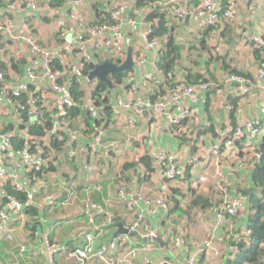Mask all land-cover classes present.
Wrapping results in <instances>:
<instances>
[{
    "label": "crops",
    "instance_id": "obj_1",
    "mask_svg": "<svg viewBox=\"0 0 264 264\" xmlns=\"http://www.w3.org/2000/svg\"><path fill=\"white\" fill-rule=\"evenodd\" d=\"M8 1L0 0V20L8 17L17 33L31 24L41 45L48 49L56 50L61 45L56 36L57 18L64 17L69 24H76L69 18L71 0H35L37 8L25 11L5 9ZM143 1L145 4L139 8L137 19L156 13L152 20L158 25L163 20L165 32L172 36L179 47L175 74L184 82H188L187 78L190 80L191 76L204 74L215 86L200 93L196 102L191 98L185 99L187 105L197 107V112L192 120L178 128L162 127L158 131L156 125L166 121L163 115H136L131 110L122 108L115 111L113 106L132 94L125 83L130 73L137 79L135 95L155 99L163 94L166 87L163 73L157 74L153 81L146 79L155 69V62L159 57L154 50L145 46L143 39L137 37L139 27L127 31L125 44L128 55L123 62L131 53L133 66L125 70L127 73L120 82L115 81L109 73L112 86L106 82L109 89L106 94H102L103 97L101 95V99H105V104L100 103L103 107L101 123L105 128V141L112 150L111 154L109 157L102 156L93 160V164H98V169L88 172L80 169L77 161L70 158L68 143L58 145L55 154L59 163L50 167L45 177L47 184L43 181L42 188L36 195L37 203L29 209L31 211L28 212V217H17L14 221L17 238L12 241L0 239V264H49L44 252L46 239L72 249L82 246L91 233L97 235L95 246L98 247L119 233V225L124 228L136 219L137 212L143 206L140 196L155 200L161 195L166 197L167 207H162L155 214L146 209V219L160 233L165 244L141 240L146 243V250L139 253L135 263L142 264L147 259L161 261L177 256L187 258L189 252L186 248L179 247L175 250L173 247V235L202 243L214 229L211 206L218 195L217 184L221 174L227 175L230 170L236 169L241 183L234 186L235 192L259 194L252 183L253 166L247 169H239L238 166L239 161L252 160L254 153L242 145H238L236 149L222 147L218 153L211 152L210 148L220 143L222 130L258 117L264 105V85L258 79V66L263 61L264 53L257 52L252 41V37L256 36L264 39V0H238L237 15L232 21L221 22L209 28L192 15L184 21L169 17L165 11L168 0ZM132 5L135 8L138 1L132 0ZM96 6L102 11L103 7L105 9L103 0H86L75 4L78 12L88 22H96L99 16ZM93 58L95 62H104L106 55L94 52ZM67 61L76 63L78 59L71 55ZM38 63V57L32 54L28 45L24 42L13 44L5 33L0 32V69L5 71L8 78L20 81L24 79L27 69ZM232 70L248 79L247 93L233 94L232 90L237 85L227 86L224 83L225 74ZM94 80L97 84L101 81L98 78ZM87 119V112H79L73 127H82ZM0 124L9 126L8 118L1 113ZM81 137L78 136L77 139ZM258 139L259 142H264V132ZM81 141L87 142L83 137ZM162 149L175 153L186 162L196 156L204 157L200 164L188 165L185 178L175 180L164 190L156 165L154 170L149 171L145 163L146 159L152 158L154 151ZM85 158L83 156L82 161ZM58 166L62 172L61 177L57 176ZM200 175H206L208 181L192 188L189 179H198ZM119 177L124 180L127 193H131L139 204L133 206L121 201L117 193ZM66 180L74 181L77 186L73 203L57 206L47 204L49 196L56 197L59 202L67 199V190L61 186ZM234 182L237 179L233 178ZM252 188L255 190L251 191ZM254 213L255 210L247 206L241 217L243 226L248 225L249 216ZM22 242L26 246L24 252L21 251ZM223 245L220 246V255L207 254V262L204 264H222L226 261L228 255ZM190 251L191 255L196 254L194 248ZM55 261L56 264H76V260L64 252L57 254Z\"/></svg>",
    "mask_w": 264,
    "mask_h": 264
},
{
    "label": "built area",
    "instance_id": "obj_2",
    "mask_svg": "<svg viewBox=\"0 0 264 264\" xmlns=\"http://www.w3.org/2000/svg\"><path fill=\"white\" fill-rule=\"evenodd\" d=\"M83 1L86 0H71L72 9L69 18L76 24H69L64 17L57 18L56 36L61 45L56 50L41 45L31 24L17 33L8 17L0 20V32L5 33L13 44L24 42L30 47L32 54L39 59V63L28 68L24 79L20 81L8 78L5 71L0 69V113L9 120V126L0 124V239L12 241L17 238L14 221L17 217H28V210L37 203L36 195L42 188L43 181L47 184L45 177L50 167L59 163L55 154V150L58 149L56 144L59 141H67L70 158L77 161L80 169L88 172L98 169V164H93V160L102 156L109 157L112 152L105 141V128L101 123L103 107L93 95L97 83L84 72V61H91L94 65L101 63V60L95 62L93 55L94 52H103L106 60L117 65L123 64L128 55L125 44L126 33L130 29L139 27L136 32L137 37L143 39L145 46L154 50L155 55L159 57L155 62V69L146 76V79L153 81L155 76L160 74L158 63L165 49L166 36L151 38L157 22L150 19L149 14L139 20L136 14L140 10L136 5L135 8L133 7L132 0H103L106 7L105 19L96 24L86 21V17L82 16L75 7L76 3ZM29 8L36 9L37 2L9 0L5 9L25 11ZM165 11L169 17L172 16L180 21L191 15L195 16L209 28L221 22L232 21L237 15L238 0H168ZM252 41L255 47L264 49L263 38L252 37ZM71 55L78 59L76 63L67 61ZM56 62H59L63 68L57 69ZM140 63L142 64V60ZM258 78L264 85V64L258 68ZM125 83L132 94L115 104L113 109L131 110L136 115H163L166 121L156 125L158 131L162 130V127L178 128L192 120L197 107L187 105L185 99L191 98L196 102L200 93L207 92L215 86L209 79L205 83L188 84L175 74L174 87L168 88L165 95L153 99L135 95L138 86L134 74H128ZM224 83L227 86L237 85L232 90L233 94L242 95L248 92V81L242 74L229 71L224 76ZM76 87L84 93L81 103L73 95ZM74 109L85 110L92 123L85 122L80 128L73 127L76 120L72 113ZM48 117L49 124H47ZM34 126L45 127L44 133L33 134L31 128ZM263 132L264 105L258 117L222 130L220 143L214 144L210 150L218 153L222 147L236 149L240 144L246 149L255 150L254 156L259 159L261 153L253 145ZM78 136H82L87 142L81 141L82 137L78 140ZM83 156L86 160L82 161ZM151 156L160 170L164 190L175 180L185 178L188 165L200 164L204 157L196 156L186 162L175 153L163 149L154 151ZM239 162V169H247L253 164L248 160ZM57 169V176L61 177L60 167L58 166ZM233 178L237 179V182L233 183ZM207 181L206 175H200L198 179L190 178L189 184L192 188H197ZM239 183L241 180L238 179L236 169L230 170L227 175H220L218 195L215 206L211 208V212L214 213V229L202 243L173 235V247L175 250L179 247L186 248L189 252L187 258L177 256L161 261L147 259L142 264H202L200 261L207 254L220 255L219 245L251 240L252 227L243 226L241 221L242 214L247 209L248 196L234 190V186ZM61 186L67 190L65 202H59L56 197L49 196L47 204L57 206L73 203L77 188L75 182L66 180ZM120 189L118 186L119 198L130 199L126 202L133 206L138 203L137 199L127 197L125 191ZM13 191L24 193L26 198H18ZM140 197L143 206L137 212L136 219L124 227L128 232L118 233L98 247L95 246L97 235L91 233L87 235L86 242L82 246L72 249L67 248L65 244L46 239L44 252L49 264H56L55 257L60 252L75 259L76 264H136L135 260H138L139 253L146 250V243L134 233L142 237L156 235V230L147 223L146 209L155 214L162 207H167L164 195L155 200ZM192 248L196 251L195 255H191ZM229 249L232 254L239 252L238 247L234 245ZM25 250L26 246L22 242L21 251Z\"/></svg>",
    "mask_w": 264,
    "mask_h": 264
},
{
    "label": "trees",
    "instance_id": "obj_3",
    "mask_svg": "<svg viewBox=\"0 0 264 264\" xmlns=\"http://www.w3.org/2000/svg\"><path fill=\"white\" fill-rule=\"evenodd\" d=\"M137 1H138V6H137L138 8H141L144 6L145 2L143 0H137ZM96 8H97V12L99 11L98 12L99 16L95 22L97 24V22H101L102 20L105 19L106 7H105V9L103 7V11H102V9L100 10L98 6H96ZM155 15H156V13H149V18L152 19L153 17H155ZM106 18H108V17H106ZM159 24L160 25L157 24L155 32L151 34V38L166 36L165 37V49L162 53V56H161V59H160L158 65H159V69H160V74L163 73V75L166 77V87L168 86L167 87V89H168V88H173L175 85V83H174V76H175V70H176L175 65H176V60H177L178 53H179L178 52L179 47L175 44L174 40L172 39V36H170L168 33L165 32V27L163 28L165 23H163V20H162V22L160 20ZM256 48L257 47H255V49ZM256 51L260 52V53L261 52L264 53V49H261V48H257ZM262 60L263 61L259 62L258 67H261L264 64V58ZM55 66L57 69L63 68V66L59 62H56ZM94 67H95V65L93 62L88 61V60L84 61V72L86 74H90V72L94 69ZM232 72L238 73L234 70H232ZM126 73H127L126 71L125 72H111L110 76L115 81L120 82ZM208 79L209 78L205 77L204 74H201L199 76L194 75V76H191L190 80H189V78H187V81H188L187 83L188 84L205 83V82H208ZM247 81H248V79H247ZM166 87L163 91V94H161L159 96L165 95L167 93ZM108 89H109V85L106 82H104V81L98 82L93 95L99 101V103L103 102L105 104V99H101V95L103 93H105ZM73 95H74L75 99H77L79 101V103H81L83 101L82 97H84V93L81 92L80 90H78L77 87L75 88ZM102 97H103V95H102ZM105 109L108 111V109L106 107H105ZM83 111L86 112L85 110L74 109L72 111V113L76 117L79 112L81 113ZM49 121H50V118L48 117L47 118V124H49ZM86 122H88V124L92 123V121L89 118L86 120ZM44 129H45V127H42V126H38V127L34 126L31 128V131L33 134L42 135L44 133ZM257 140L258 141L256 143H254L253 146L256 147L257 151H260L261 157L258 159L257 157L254 156V158L252 160H249V159H247V160L253 162V164H252V166H253L252 183L259 190V194L247 195V193L242 192L248 196V202L246 203V206H249L250 209L255 210L254 215L251 217L249 216L250 219H249V223L247 225L250 228L252 227L253 232L251 235V240H249L248 242H239V243H231V244H229L230 242H228V243H226V245H223V248H224V246L226 247V250H227L226 253L228 256L226 258V261H224L222 264H264V142L262 143V142H259V139H257ZM58 145H60L59 142L56 144V146H58ZM249 151H251L253 153L255 150L249 148ZM145 163H146V167L149 171L154 170L155 163L153 162L152 158L146 159ZM188 169H189V167H187V170L185 173L186 176L188 173ZM13 192L20 199L26 198V195L24 193H20V192H16V191H13ZM215 201H214V203H215ZM214 203L212 204L211 208L213 207ZM30 211L31 210H28L29 213H30ZM232 245L237 246L239 249V252L233 253V254L231 252H229V251H231L229 248ZM220 246L221 245H219V249H220ZM224 250H225V248H224ZM220 251H221V249H220ZM200 262H202V264H204L205 258L202 257Z\"/></svg>",
    "mask_w": 264,
    "mask_h": 264
},
{
    "label": "water",
    "instance_id": "obj_4",
    "mask_svg": "<svg viewBox=\"0 0 264 264\" xmlns=\"http://www.w3.org/2000/svg\"><path fill=\"white\" fill-rule=\"evenodd\" d=\"M133 66V61H132V54L130 53L128 59L121 65H117L113 62H111L110 60H106L104 62L101 63H96L94 69L90 72L89 74V78L92 79H100L101 81H105L107 82L110 86H112V82L108 76L109 73L111 72H123L126 69L130 68ZM254 191L255 189L252 188L251 191ZM247 193H251V192H247ZM119 233L122 232H128L127 229L123 228L121 225H119ZM136 236H138V238L142 241H154L157 242L161 245H164L165 242L163 240V238L161 237L160 233L158 231H156V235L153 237H142L141 235H139L138 233H134Z\"/></svg>",
    "mask_w": 264,
    "mask_h": 264
},
{
    "label": "rangeland",
    "instance_id": "obj_5",
    "mask_svg": "<svg viewBox=\"0 0 264 264\" xmlns=\"http://www.w3.org/2000/svg\"><path fill=\"white\" fill-rule=\"evenodd\" d=\"M59 143L60 144H62V146H63V144L65 145L66 143H67V141H59ZM156 167H157V169H158V171H159V174L161 175V173H160V170H159V168H158V166L156 165ZM120 179H117L118 180V186H119V188H121L120 190H123V192L125 191V193L127 194V197H129V196H131L132 197V194L131 193H127V190H126V187H125V182H124V180L121 178V177H119ZM219 180H220V178H219ZM219 183V182H218ZM217 186H218V184H217ZM120 192V191H119ZM121 198V201H128V200H130V199H128V200H125L123 197H120ZM150 199V198H149ZM213 206H215V205H213ZM214 209V208H213ZM212 216H213V218H214V213H212ZM214 220V219H213ZM138 237V236H137ZM221 249V248H220ZM205 258V261L207 262V258H206V256L204 257Z\"/></svg>",
    "mask_w": 264,
    "mask_h": 264
}]
</instances>
